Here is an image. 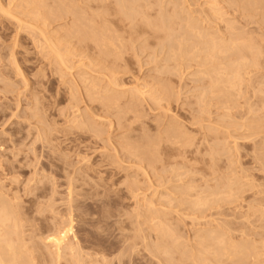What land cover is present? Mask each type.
I'll list each match as a JSON object with an SVG mask.
<instances>
[{
    "label": "rangeland",
    "instance_id": "obj_1",
    "mask_svg": "<svg viewBox=\"0 0 264 264\" xmlns=\"http://www.w3.org/2000/svg\"><path fill=\"white\" fill-rule=\"evenodd\" d=\"M0 1L6 10L19 2ZM124 1L44 0L36 9L45 25L35 12L38 21L15 16L28 24L34 17L30 29L0 12V201L19 215L24 249L35 252L25 256L36 264H157L156 222L180 221V230L170 226L182 237L207 224L193 230L184 219L197 195L206 198V220L195 214L201 207L191 208L200 222L214 218L226 225L211 229L231 226L264 244V0ZM51 38L62 62L48 49ZM212 38L228 51L215 50ZM243 40L259 52L249 57L242 48L248 59L238 62ZM219 72L237 74L228 92L210 88L213 78L224 81ZM225 184L243 186L245 199L230 201ZM223 186L215 195L226 196L209 197ZM66 220L72 232L57 257L50 241Z\"/></svg>",
    "mask_w": 264,
    "mask_h": 264
},
{
    "label": "bare ground",
    "instance_id": "obj_2",
    "mask_svg": "<svg viewBox=\"0 0 264 264\" xmlns=\"http://www.w3.org/2000/svg\"><path fill=\"white\" fill-rule=\"evenodd\" d=\"M9 1V0H8ZM12 1H14V0H12ZM44 0H19V2L17 1V4L16 3H14V4H16L15 6H14V8L12 7V9L11 8H7V10L6 9H4V6L5 5H3V7L1 6V1H0V12H1V14H3V15H5V17L6 16H9V17H11L10 18V20H14V22H15V25H17L18 24V26H19V28H21V27H25V29H27L30 25L31 26H33L32 24H33V21H34V17H36V15H35V13L37 14V17H39L40 18V16H41V18L43 19H39L41 22H42V24H41V26L42 25H45V14L43 15V13H42V11H40V10H43V7H44V5H43V2ZM57 1V0H56ZM124 1V0H123ZM123 1L121 0V2H119L118 4L120 5L121 3H123ZM53 2H55V1H53ZM58 2H59V4H61L60 2H61V0H58ZM232 2H235V1H232ZM11 3V2H10ZM56 3V2H55ZM127 4V2H125L124 1V3L123 4ZM39 4V6H41V9L38 11L36 8H37V6L36 5H38ZM56 4H58V3H56ZM55 4V5H56ZM123 4H121V5H123ZM136 4V3H135ZM231 4H233V3H231ZM7 5H10L9 4V2H8V4ZM11 5H12V3H11ZM10 5V6H11ZM131 5V4H130ZM233 5H235V4H233ZM33 8H32V7ZM36 6V7H35ZM39 6H38V8H39ZM125 6V5H124ZM25 7H27V8H25ZM28 7H29V10H30V8H32V10L29 12V10H28V12H26L25 10V12L22 10H20V8H23V9H28ZM56 8H60V7H57V6H55ZM119 7V6H118ZM130 7V6H129ZM121 8V7H120ZM124 8H127V6H125ZM131 8V7H130ZM10 9H11V11H10ZM14 9V10H13ZM15 9H16V11H15ZM53 9H54V7H53ZM52 9V11L54 12L55 10H53ZM57 9V10H58ZM135 9V8H134ZM213 9V8H212ZM17 10H19V11H17ZM122 10H124V9H122ZM132 10V9H131ZM50 11V12H49ZM121 11V10H120ZM134 11V10H133ZM137 11V10H136ZM33 12H35V13H33ZM48 12L49 13H51V10H48L47 11V14H48ZM51 13L50 15H54V13L55 12H57V11H55L54 13ZM117 12H119V11H117ZM121 12H123V11H121ZM124 12H126L127 13V11H126V9L124 10ZM123 12V13H124ZM131 12V11H130ZM31 13H33L32 15H35L34 17H33V19L32 20H28V22L29 23H31L32 22V24H28V23H26L27 21H24L23 19V21L21 20V19H18L19 17H20V15L21 16H23V15H25L24 17H29V18H31ZM120 13V12H119ZM122 13V14H123ZM128 13H129V10H128ZM127 13V14H128ZM132 13V12H131ZM17 14H20L19 15V17H18V15ZM125 14V13H124ZM123 14V15H124ZM133 14H135V12L133 13ZM2 15V16H3ZM43 15V16H42ZM49 15V14H48ZM47 15V16H48ZM135 15H137V14H135ZM18 17V18H16V17ZM46 16V20H48V17ZM15 17V18H14ZM37 17H36V20H37ZM127 17H130V15H128V16H126V17H124V18H127ZM21 18V17H20ZM120 18V17H119ZM162 19V18H161ZM12 20V21H13ZM79 20H80V18H79ZM91 20V19H90ZM122 20V19H121ZM131 20V19H130ZM149 20V19H148ZM163 21H164V19H162ZM38 21V20H37ZM77 21V20H76ZM89 21V20H88ZM124 21V20H123ZM144 21V20H143ZM43 22H44V24H43ZM78 22V21H77ZM82 22V21H81ZM131 22V21H130ZM151 22L152 21H150V24H151ZM80 23V22H79ZM83 23V22H82ZM85 23V22H84ZM88 23V22H87ZM146 23H147V21H146ZM91 24H93L92 23V21H91ZM29 25V26H28ZM76 25V24H75ZM75 25H72V29H73V27H75ZM78 25H80V24H78ZM101 26H102V24H100ZM99 25V26H100ZM100 26V27H101ZM192 26V25H191ZM76 27H78V26H76ZM85 27V26H84ZM193 27V26H192ZM195 27H197V26H195ZM194 27V28H195ZM38 28V27H37ZM70 28V29H71ZM164 28V27H163ZM194 28H192L193 30H194ZM231 28V27H230ZM28 29H30V28H28ZM72 29L70 30V31H72ZM76 29V28H75ZM78 29V28H77ZM81 29H82V27H81ZM164 29H166V28H164ZM195 30H197V29H195ZM232 31H233V29H231ZM69 31V32H70ZM74 31V30H73ZM77 31V30H76ZM78 31H79V29H78ZM77 31V33H79ZM229 31V30H228ZM68 32V33H69ZM209 33V35L210 34H212V33H210V32H208V31H205L204 33L207 35V33ZM231 32V31H230ZM71 33V32H70ZM75 33V32H74ZM93 33H94V31H93ZM234 34H235V32H233ZM241 34V33H240ZM79 35H80V33H79ZM229 35H230V33H229ZM228 35V36H229ZM235 35H237V34H235ZM239 35V34H238ZM41 36H42V34H41ZM198 36H199V34H198ZM211 36V35H210ZM218 36V35H217ZM217 36H215V34L213 35V37H217ZM199 37H201V36H199ZM207 38H209L208 36H206ZM212 37V36H211ZM229 37H231V36H229ZM238 37H241V36H238ZM97 38V37H96ZM99 38H101L100 36H99ZM103 38V37H102ZM220 38H221V36H220ZM228 38V37H227ZM232 38H233V36H232ZM60 39V38H59ZM94 39V38H93ZM212 39H214V38H212ZM215 39H217V38H215ZM214 39V41H216V46H217V48H215L216 46H214V49L216 50V49H218L219 48V46H222L221 48H219L218 50H220V49H222V50H220V51H224V50H226L225 52H227L228 50L227 49H225V46H224V42L223 41H221V39H219V41H217V40H215ZM222 39H224V37L222 38ZM236 39H238L237 37H235L234 38V40H232V41H234L235 42V44H236V42H238V40H236ZM46 40V39H45ZM96 39H94V41H95ZM98 40V39H97ZM96 40V41H97ZM100 40V39H99ZM102 40V39H101ZM100 40V43L101 42H103V41H101ZM104 40V39H103ZM209 40H211V39H209ZM224 40H226V39H224ZM229 40V41H228ZM47 41V40H46ZM51 41L53 42V40H52V38H51ZM55 42H56V40H54ZM61 41V40H60ZM106 41H109V40H106ZM204 41V40H203ZM205 41H206V39H205ZM214 41L212 40V41H210V42H212L213 43V45H214ZM227 41L234 47V45L232 44V41H230V38L229 39H227ZM45 42V41H44ZM50 42V41H49ZM52 42H50L51 44H53V45H50L51 46V48H50V46H49V50H51L52 51V53L54 52V55H57V56H59L58 54H59V51H58V49H56V51H53V49H52V47L54 46V42L52 43ZM58 42H59V40H58ZM98 42V41H97ZM210 42H204L206 45L205 46H208V47H205V48H209V46H210V44H212V43H210ZM233 42V43H234ZM243 42H244V44H243ZM94 43H96V42H94ZM203 43V44H204ZM208 43V44H207ZM218 43H222V45L220 44V45H218ZM247 43H249V45L247 44ZM56 44V43H55ZM102 44V43H101ZM107 44V43H106ZM110 44H112L111 42H110ZM239 44H243V46L245 45L246 47H241V50H242V48L243 49H246L247 47H249V49H251L252 47H253V45H252V47H250L251 46V42L249 41V42H247L246 40H243L241 43H239ZM212 45V46H213ZM112 46H113V44H112ZM238 46H242V45H238ZM236 47V48H239V47ZM255 46V45H254ZM212 48V47H211ZM256 48V47H255ZM54 49H55V47H54ZM106 49V48H105ZM207 50V49H206ZM213 50V49H212ZM212 50H210L211 52H212ZM234 50H235V48H234ZM252 50H254V51H258L257 49H252ZM252 50H248V48H247V51H248V56L250 57V56H252V54H250V53H252L251 51ZM106 51H107V49H106ZM209 51V52H210ZM244 51H246V50H244ZM57 52V54H55ZM208 52V53H209ZM211 52H210V54H206V55H212L211 54ZM236 52H237V54H238V52H239V55H237V56H239V58L241 57V56H243V54H241V53H244L243 52V50L242 51H240V50H236ZM259 52V51H258ZM258 52H256V53H254V54H258ZM241 54V55H240ZM247 54L245 53V56H246ZM61 56V55H60ZM57 57L60 61H61V57ZM247 56V57H248ZM196 57H197V55H196ZM210 57V56H209ZM213 56H211L210 58H212ZM234 57V56H233ZM244 57V56H243ZM61 58V59H60ZM200 58H202V57H200ZM205 58H207V57H205ZM239 58H236L237 60H239ZM57 59V60H58ZM198 59V58H197ZM208 59V58H207ZM241 60H239L238 62H242V61H246L245 59H248V58H245L244 57V59L243 58H240ZM63 60V59H62ZM199 61L201 60V59H198ZM237 60H236V62H237ZM232 61L233 60H231V63H232ZM252 61V60H251ZM62 62V61H61ZM253 62H255L254 60L252 61V63ZM206 63H207V61H206ZM205 63V64H206ZM256 63V62H255ZM235 63H232V66L234 65ZM251 64V63H250ZM249 64V65H250ZM211 65H214V64H211ZM231 65V64H230ZM238 65H239V63H238ZM252 66H253V64H251ZM240 66V65H239ZM247 66H248V64H247ZM203 67H208V66H206V65H204ZM233 68V67H232ZM236 68H239V67H236ZM210 69H212V68H210ZM231 69V68H230ZM211 71H213V69L211 70ZM218 71V70H217ZM217 71H215V72H217ZM237 71H238V69H237ZM235 69H234V72H237ZM165 73V72H164ZM209 73V72H208ZM226 73V72H225ZM218 74H220V72L218 73ZM222 74V73H221ZM220 74V75H221ZM235 74V73H234ZM208 75H210V74H208ZM224 75L225 74H222L221 75V77H223V79L224 78H228L227 76L226 77H224ZM226 75H228L227 73H226ZM236 75L237 74H235V75H233V76H235L236 77ZM235 77H233V78H231V79H233L234 80V78ZM210 78H213V77H210ZM217 78V79H216ZM216 78H213L215 81V83H216V85H214L213 84V82H211L212 84L211 85H213L214 87H210V88H214L215 89V86H227L226 88L225 87H222V89L223 90H225V91H227L228 89H231V88H233L232 86H234L233 85V80H231V79H224V81L223 80H220L219 79V77H216ZM230 78V77H229ZM212 79V80H213ZM219 80V81H218ZM230 80H231V82H230ZM220 81H222L221 82V84H219L220 83ZM232 84V85H231ZM216 87V88H217ZM229 87V88H228ZM225 88V89H224ZM167 89V88H166ZM165 89V90H166ZM214 89H213V91H214ZM212 91V90H211ZM228 92V91H227ZM138 93H140V92H138ZM142 93V92H141ZM131 94H134V92L133 93H131ZM153 94V93H152ZM155 94V93H154ZM139 95V94H138ZM141 95H143V94H140V96ZM158 95H160V94H158ZM132 96H135V95H132ZM156 96V95H155ZM151 97V96H150ZM157 97V96H156ZM158 97H160V96H158ZM154 98L155 97H153V100H154ZM158 100V99H157ZM157 100H155V101H157ZM131 104V103H130ZM172 128H174V129H176L174 126H171V129H170V131H172L173 129ZM168 129V128H167ZM177 131H178V129H176ZM177 133V132H176ZM179 134V133H178ZM151 143V142H150ZM149 143V144H150ZM148 144V145H149ZM155 144V143H154ZM145 145H143V147H144ZM155 146V145H154ZM154 146H152V147H154ZM129 147V146H128ZM132 147V146H131ZM142 147V148H143ZM138 148H139V146H138ZM148 148V147H147ZM157 148V147H156ZM131 149V148H130ZM132 150V149H131ZM134 150L135 149H133L132 150V152H134ZM145 150V149H144ZM150 150H153V148L152 149H150ZM149 150V151H150ZM141 151H143V150H141ZM154 151V150H153ZM140 152V151H139ZM152 153V152H151ZM142 154V153H141ZM148 151H147V153H146V156L148 157V158H151V156H148ZM140 155V154H139ZM142 156V155H141ZM144 157V156H143ZM238 180V179H237ZM239 181V180H238ZM238 181H237V183H238ZM232 182H235V183H233L234 185H236L237 183H236V180L235 181H232ZM228 183H230L231 185H233L231 182H228ZM226 186H225V188L228 186L227 184H225ZM230 185V186H231ZM230 186H228V187H230ZM241 185H237L236 187H240ZM243 186H241L240 188H235V189H237V190H235V189H233V188H226V190L224 189V186L223 187H221L220 189H218V190H215L214 192H213V194H212V192L211 193H209L208 195H209V197L210 196H217V195H219V194H217V195H215L216 193H217V191L219 192V190L221 191V193H223V191L225 190V192H229L228 193V195L229 196H226L225 194H220L222 197L225 195L227 198H230V201H232V199L231 198H233V197H235V196H239V193L240 192H242L241 190H243V188H242ZM217 188V187H216ZM215 188V189H216ZM242 188V189H241ZM222 189H224V190H222ZM230 189V190H229ZM239 189H241L240 191H239ZM230 192L231 193H236V195L233 193V194H230ZM243 193V192H242ZM242 193H240V195L242 194ZM230 195H231V197H230ZM234 195V196H233ZM243 195V194H242ZM242 195L240 196V198L237 196V197H235V198H233V200H236V198L237 199H241V198H243L242 197ZM2 197V196H1ZM198 197H200V198H203V197H201L200 195L198 196H196L195 198H196V202L194 201V202H192V201H188V203H190V205L191 204H193V208H196L197 206H199V207H201V206H204V205H206V202H202V201H206V200H204V199H206V198H204L202 201H201V199L199 198V199H197ZM205 197H208V196H205ZM3 198V197H2ZM16 199V198H15ZM219 199H221V198H219ZM243 199H245V198H243ZM5 200V199H4ZM13 200H14V198H13ZM217 200V198L214 200V201H216ZM224 200V199H223ZM222 200V201H223ZM3 199H1V201H0V205H2L1 207H0V209L1 208H3L4 207V209L5 208H8L7 206L9 205V203H7L8 205H6V206H4L3 205V203L5 204V202L3 201ZM184 201L185 200H181V202H179L178 204H177V207H178V205L180 204L181 206H183V204H184ZM219 201H221V200H219ZM226 201V200H225ZM236 201H238L239 202V200H236ZM236 201H234V202H236ZM240 201H242V200H240ZM8 202V201H7ZM149 202H151V201H149ZM147 203L148 204V206H150L149 204L150 203ZM208 202V201H207ZM13 203V202H12ZM182 203V204H181ZM218 202H214V204L216 205ZM152 204V203H151ZM13 205H16L15 203H13ZM210 205V204H209ZM10 206V205H9ZM17 206V205H16ZM153 206V205H152ZM254 206V205H253ZM14 207V206H13ZM13 207H10L11 209L13 208ZM176 207V208H177ZM191 207V208H192ZM237 207H238V205H237ZM236 206H235V208H237ZM10 208L8 209V210H0V264H34L37 260H34L36 257H35V255H33V257L32 256H29L30 257V259L29 260H27V258H29L28 256H25V255H27V254H25V253H27V252H24V251H26V250H28V249H24L25 248V242H23V239H24V234H22V236H21V233H24V232H21L22 230H23V228H22V230L20 229L21 228V223H20V219L18 218L19 217V215H17L18 213L17 212H15V213H17V214H15V215H17V216H14V212H12V210H10ZM18 207H16V209H17ZM150 208V207H149ZM152 208V207H151ZM149 209V211L150 212H152V213H154L153 214V217H155L154 215H156V216H160V215H158V212H156V211H159V210H154V209ZM179 208V207H178ZM188 208V207H187ZM191 208H189L190 210H188V209H186V211L187 212H190L189 214H187V215H185V216H187V217H184V215H183V217H184V219L186 218V219H189L190 220V222L192 223V225H190L189 224V226H190V228H194V227H191V226H199V224L201 223L202 225H205V223H207L206 225H208V224H210V225H208V226H204L203 228H201V229H198L197 227H195L194 229H196L195 231H192L191 230V233L193 232V235L189 232L188 234L190 235H192V237H190V236H183L182 237V235L181 234H178V232H180V231H177V229H178V227H177V225L180 223V221H179V223L177 222V225L175 224L176 222H174V224H172V222L171 221H166V222H168V223H171L172 225H176V227H177V229H176V227L174 226V227H172V226H170L171 224H169V225H166L167 227L165 228L164 227V225L162 226V225H160L161 223L158 221V222H156V224L153 226L154 228L156 227V225L158 226V227H156L154 230L155 231H152V232H156V234L159 236V237H156L155 238V245H156V250L158 251V253H161L162 255H164L165 256V259H161V256L160 257H158V255H161V254H158V253H156L155 251V253L156 254H153L154 252L153 251H150V250H148L147 248H148V246L147 245H145V246H147V248H144L146 251L148 250L149 252H147L149 255L150 254H153V255H150V257L151 258H153V260H156V263L157 264H183V262H181V261H183L182 260V258L181 259H178L179 257L178 256H176V254L177 253H179L180 254V256H185V257H183L184 258V261H187L186 263L188 264V262H191V264H264V244L261 242V241H259V240H261V238H259L258 239V237H256L255 239H253L252 238V236H251V238H249L250 236H249V234H247V233H244L243 231H240V229L238 230V231H236V232H241V234L240 233H237V234H240V236H235V231L234 230H230L229 231V229H227V228H231V226H227V228H226V226H224V225H226L224 222H221L222 224H224V225H222V227L224 226L225 228H223V229H225L224 230V232L223 231H220V230H218V229H216L217 231H215V228H221V226H217V227H215V224L216 223H218L217 225H221V223L219 224V222L216 220V222L215 221H213L214 220V218H211V219H213L212 221L214 222V223H212V221H210V223H208V220H207V222L206 221H203V222H200L201 221V218H203V217H201L200 215L198 216L200 219H198L197 218V216H195V215H193V212H195V211H193V209H191ZM203 207H201L200 209H198V208H196V211H197V209L198 210H200V211H197V212H195V214L196 215H198V212H199V214H204L203 216H205V213L206 212H203V211H201V209H202ZM240 208V207H239ZM238 208V209H239ZM247 208H248V210H249V206H247ZM246 208V209H247ZM18 211V210H17ZM163 211V210H162ZM169 211V210H168ZM176 211H179V212H177L178 214H180L181 213V210L179 209V210H174L173 211V213H176ZM186 211L184 212H182L183 214L184 213H186ZM205 211V210H204ZM231 211V210H230ZM239 211V210H238ZM12 212V213H11ZM166 212H167V210H166ZM241 212V211H240ZM248 212V211H247ZM152 213H151V215H152ZM157 213V214H156ZM164 214H165V212H163ZM172 213V212H171ZM176 213V214H177ZM161 215H164V214H162V212L160 213ZM166 215V214H165ZM181 215V214H180ZM228 215V214H227ZM226 215V216H227ZM242 215H244V213H242ZM241 215V216H242ZM24 217H25V215H23ZM190 216H192V217H190ZM196 218H195V217ZM228 216H230V215H228ZM232 216V215H231ZM15 217L16 218H18L19 220L17 221V219H15ZM23 217V218H24ZM178 217H180V216H178ZM206 217H207V215L205 216V220H206ZM243 217V216H242ZM243 218H245V216L243 217ZM159 219V218H158ZM181 219V218H180ZM25 220V219H24ZM164 220V219H163ZM182 220V219H181ZM200 220V221H199ZM22 221V220H21ZM27 221V220H26ZM67 221V223H68V220H66ZM10 222V223H9ZM196 222V223H195ZM198 222H199V224H198ZM228 222V221H227ZM67 223H65V224H67ZM158 223H160V224H158ZM168 223H166V224H168ZM196 225H195V224ZM65 224L63 223V225L65 226ZM211 224H212V226H213V224H214V229L212 228H210V226H211ZM230 224H232V222L230 223ZM229 223H227V225H230ZM69 225H71V222L69 221V223H68V225H66L65 227L64 226H62V224H61V228L59 227H57L58 229H56V230H53V235L55 236L54 238L53 237H51V241H50V243L53 245V247L55 248V250H53V252L55 251V252H57L56 254H57V257H58V255H59V252H60V250H61V248H62V245H63V243H65V241L67 240V235H68V233L70 232H72V230H71V228H72V226H71V228H70V226ZM152 227V228H153ZM161 227H164V228H161ZM208 227V228H207ZM180 229H181V227H179ZM219 228V229H220ZM234 229H235V227H233ZM180 229H178V230H180ZM193 229V230H194ZM227 229V230H226ZM237 229H238V227H237ZM71 230V231H70ZM153 230V229H152ZM190 230V229H189ZM214 230V231H213ZM250 230V229H249ZM177 231V232H176ZM226 231V232H225ZM231 231H233V232H231ZM246 231V230H245ZM21 232V233H20ZM235 232V233H234ZM243 232V233H242ZM246 232H249V231H246ZM187 234V233H186ZM236 234V235H237ZM256 234V233H255ZM52 235V236H53ZM181 236V237H179V236ZM69 236V235H68ZM249 236V237H248ZM259 236V235H258ZM23 237V238H22ZM46 238H49V237H46ZM144 238V237H143ZM151 238V237H150ZM181 238H185L184 239V241L182 240V241H179V240H181ZM145 239V238H144ZM151 239H153V238H151ZM150 239V240H151ZM256 239H258L257 241H256ZM146 240V239H145ZM264 240V239H263ZM262 240V241H263ZM25 241H26V239H25ZM27 243V242H26ZM70 243H72V242H70ZM142 243V242H141ZM146 243H148V242H146ZM150 243V242H149ZM48 245V244H47ZM64 245H67V244H64ZM63 245V246H64ZM70 245V244H69ZM68 246V245H67ZM66 246V247H67ZM144 246V247H145ZM28 247H30V246H28ZM48 247V246H47ZM66 247H63V250H66V249H64V248H66ZM69 247H75V246H73V244H71V246H69ZM68 247V248H69ZM32 248V246L30 247V249ZM71 248H69V249H71ZM142 248V247H141ZM151 248V250H155V249H152V248H155V247H150ZM29 249V250H30ZM37 249V248H36ZM36 249H35V251H36ZM69 249H67V250H69ZM76 250V247L75 248H73L72 249V251H74L75 252V250ZM28 250V251H29ZM69 251H71V250H69ZM144 251V250H143ZM30 252V251H29ZM29 252H28V255H29ZM35 253L34 251H32V249H31V254H33V253ZM55 252H54V254H55ZM151 252H153V253H151ZM175 252V253H174ZM177 252V253H176ZM37 253V252H36ZM41 253V252H40ZM137 253V252H136ZM73 254V253H72ZM174 254V255H173ZM74 255H75V253H74ZM135 255V254H134ZM40 256V255H39ZM44 256V255H43ZM56 256V255H55ZM130 256V255H129ZM140 256V255H139ZM153 256V257H152ZM187 256V257H186ZM31 257L32 258H34V259H31ZM38 257V256H37ZM56 257V259H58ZM126 257H127V255H126ZM125 257V258H126ZM141 257H144V256H141ZM174 257H176V260H175V258ZM178 257V258H177ZM75 258V259H74ZM78 257L77 256H74L73 257V259H74V261L75 260H77L78 261V259H77ZM140 258V257H139ZM186 258H188V260H185ZM26 259V260H25ZM38 259V258H37ZM40 260H41V258H39ZM146 259V258H145ZM42 260H43V258H42ZM41 260V261H42ZM140 260H142V259H140ZM177 261L178 260V262H173V261ZM32 261V262H31ZM34 261V262H33ZM127 261V260H126ZM151 261V260H150ZM130 262V261H129ZM132 262V261H131ZM152 263H153V261H151ZM38 263V262H37ZM41 263V262H40ZM43 263H44V261H43ZM46 263V262H45ZM151 263V264H152ZM185 263V264H186ZM36 264V263H35ZM190 264V263H189Z\"/></svg>",
    "mask_w": 264,
    "mask_h": 264
}]
</instances>
